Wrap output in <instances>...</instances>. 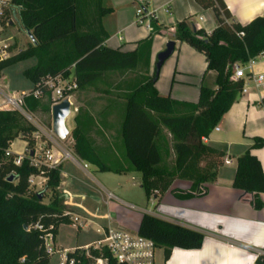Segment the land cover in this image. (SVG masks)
Returning a JSON list of instances; mask_svg holds the SVG:
<instances>
[{"label":"trees","instance_id":"16d2710c","mask_svg":"<svg viewBox=\"0 0 264 264\" xmlns=\"http://www.w3.org/2000/svg\"><path fill=\"white\" fill-rule=\"evenodd\" d=\"M13 2L20 8L19 27L29 35L31 43L2 63L0 70L34 58L35 65L22 72V76L32 84L47 75L64 78L71 75L76 84L75 91H95L96 84L104 75H120L140 67L143 75L139 81L130 85L124 83L127 88L121 95L124 111L120 137L125 159L130 171L138 174V186L144 197L160 196L174 180H180L191 184L188 193L178 196L187 199L200 186L213 181V171L219 166L222 154L204 145L202 139L208 137L239 96L242 84L230 81L231 73L227 66L264 55V14L245 25L231 23L228 26L223 21L228 20V14L219 0H194L201 9L213 13L216 27L205 35L202 30H195L181 21L175 25L173 38L203 57L205 71L213 73L214 80L211 88L201 84L196 103L190 104L159 96L154 89L157 80L154 67L150 75L146 72L149 40L152 35L158 34L153 21L150 22L147 37L139 41L134 50L122 52L119 48L105 46L107 35L101 27V19L110 10L102 8L100 0ZM237 33H242V37L238 38ZM261 102L264 105V98ZM49 105L48 97L44 104L33 99L26 100L30 112L39 108L40 112L48 113ZM32 131V127L20 123L16 114L0 113V159L9 143L17 136L23 138ZM166 134L170 138V145ZM70 136L73 153L80 161L100 173H124V170L105 166L76 125ZM251 142L249 150L235 161L231 186L250 196L253 200L251 206L257 210L261 208L258 195L264 194V176L259 163L249 151L262 146L264 140L253 137ZM31 144L29 141L28 145ZM171 153L173 158L169 167ZM1 167L0 264H49L42 246L43 233L34 226L37 224L42 230L51 227L50 233L54 238L59 225L69 224L68 218L62 216L57 192L61 168L45 172L43 189L32 193L27 188L26 180L36 172L28 168L26 161L18 168L9 164H2ZM11 171L14 180L7 182L5 176ZM47 190L51 196L49 202L43 204ZM136 235L161 248L164 260L172 249L197 250L203 241L199 233L146 214L138 222ZM90 255L98 256L94 252ZM89 263L87 259L80 258L79 264ZM107 264L114 262L109 260ZM253 264H264V258H256Z\"/></svg>","mask_w":264,"mask_h":264},{"label":"crops","instance_id":"0c3cea01","mask_svg":"<svg viewBox=\"0 0 264 264\" xmlns=\"http://www.w3.org/2000/svg\"><path fill=\"white\" fill-rule=\"evenodd\" d=\"M219 2L224 6L229 22L233 24L245 25L264 14V0ZM100 5L110 10L101 19V27L107 35L105 46L110 49L119 48L122 52L134 50L136 44L145 37L142 32L133 28L134 11L138 5L152 14L158 33L162 32L160 28H165V25L174 33L175 25L181 21H185L195 30H202L205 35H209L216 27L213 13L201 9L194 0H100ZM144 32L148 34L147 31ZM167 40L164 37L162 44ZM158 48L161 50V46ZM189 49L184 50L189 57V65L182 68L184 78L180 79L182 81L179 84H189L192 77L197 81L194 85V99L183 102L195 104L199 87L204 84L211 88L214 74L206 72L203 57L190 47ZM151 55L152 49L148 53V75L155 64ZM253 72L262 74L264 82V55L257 57ZM126 86L124 82L112 85L120 95L125 93ZM88 90H78L70 95L69 102L73 109L70 113V132L76 125L99 160L109 168L124 170V173H100L91 165L80 161L73 153V142L68 132L62 147L70 154L71 160L64 161L60 166L62 177L57 190L59 197L61 190L67 196L61 202V211L79 218L86 226L90 223L87 221L89 218L94 219L97 216L99 223L94 226V233L99 237L96 230L107 227L136 235L138 222L143 214L202 235L203 241L199 249H172L166 260L163 259L161 249L154 264H253L258 252L264 249V194L258 195L261 208L255 210L249 203L248 196L234 189L231 184L235 161L249 150L252 145L251 138L264 140V105L261 102L264 98V87L256 90L251 84H247L246 93L238 96L221 117L214 128L217 130L213 129L202 141L204 145L220 152L222 157L219 159V166L213 171V181L204 184L205 193L187 199L178 196L188 193L191 184L180 180H174L160 196L156 194L147 199L144 197L138 186L139 176L130 171L129 163L125 159L120 137L124 101L97 98L91 96ZM159 96L168 97L161 94ZM167 139L170 145L168 135ZM249 152L259 163L264 176V144ZM172 158L171 153L169 167L172 165ZM224 161L229 164L225 165ZM106 194H111L113 199L106 202ZM127 205L134 209L127 208ZM147 205L150 210L146 208ZM99 207L104 208L105 215L99 216ZM116 212H122L123 218L119 219ZM69 225L72 226L70 223ZM60 226L63 225L58 226L53 238L55 250L70 252L98 240L79 245L75 243L72 248L65 247L62 242L56 241ZM73 228L78 230V237L80 229Z\"/></svg>","mask_w":264,"mask_h":264},{"label":"built area","instance_id":"2783aa9c","mask_svg":"<svg viewBox=\"0 0 264 264\" xmlns=\"http://www.w3.org/2000/svg\"><path fill=\"white\" fill-rule=\"evenodd\" d=\"M19 11L20 8L14 4L13 0H0V65L19 53L12 35V29L15 26L19 27ZM151 21H153L152 14L145 12L142 7L135 9L133 22L135 26L142 27L149 32ZM223 21L228 26L231 24L229 20ZM236 36L240 38L242 33H237ZM259 56L261 55L248 59L246 62L237 61L227 66L231 73L230 81L242 84L239 96L246 93L247 84H251L256 90L264 87L263 75L253 72ZM2 71L0 70V74ZM75 90L76 84L71 75L66 78L60 75L44 76L33 84V89L30 92L10 93L0 86V113H14L25 126L33 128V131L23 138L19 135L22 146L18 151H11L12 142L2 151L0 170L2 164H9L14 168H18L23 161H26L28 168L36 172V174L27 177L26 184L29 191L35 188L42 190L46 183L44 173L59 168L64 161L71 160V156L62 147L64 141H58L52 135L51 126L47 134L45 128L33 118V112L28 110L26 100L33 99L41 103L45 102L48 97L50 100L49 112L53 106L66 100L71 113L73 109L69 99ZM216 130L214 129V131ZM29 141L32 142L30 146L28 145ZM224 164L227 165L229 162L224 161ZM13 175L11 171L5 176V179ZM60 177H62L61 172ZM57 190H59V186ZM60 193H62L60 197L61 202H63L67 196L62 190ZM204 193L205 188L202 185L192 195L202 196ZM105 196L106 202L113 199L111 194ZM248 198L249 203L252 204V198L250 196ZM127 208L134 209L131 205H127ZM62 216H66L69 223L77 229L86 227L84 221L69 213L62 212ZM34 228L43 233L41 237L42 246L49 260L54 254L59 255L56 264H79L81 257L87 259L90 262L89 264H107L109 260L113 261L114 264H154V250L156 247L153 242L122 230L109 227L98 229L96 233L101 237L99 240L91 245L67 252L54 249L53 237L50 233L51 227L42 230L41 226L36 224ZM91 252L96 253L98 256L92 257ZM67 254H70V256L68 257ZM258 257L264 258V250L258 252Z\"/></svg>","mask_w":264,"mask_h":264},{"label":"rangeland","instance_id":"374dc122","mask_svg":"<svg viewBox=\"0 0 264 264\" xmlns=\"http://www.w3.org/2000/svg\"><path fill=\"white\" fill-rule=\"evenodd\" d=\"M138 6L136 8H138ZM133 28L138 29L139 32H142L144 34L143 37L144 36L145 37L143 39L147 37V34L144 32L142 27L133 26ZM160 29L162 30V32L152 35L150 37L148 44V53H150L152 49L151 56L152 59L155 60L156 56L164 50L166 44L169 42L173 43V52L162 63L161 67L159 68V71L157 73V80L154 84V89L158 95L160 94L162 96L168 95V97L173 102L183 103L187 101L188 102L192 101L195 97L194 85L195 82L197 83V81L192 77L188 82L189 84L187 85L179 84L180 83L179 81H182L180 79L184 78V75L181 73L182 68H185L189 65V60H188L189 57L184 50H190V49L185 44L174 40L173 38L174 33L170 32V28H167V25H165V28L161 27ZM12 35L16 43V49L19 50V52L24 50L31 43L26 32H24L20 27L15 26L12 29ZM164 37L167 38L168 40L165 42V44H162ZM157 45L158 47L161 46L160 48L161 50H159L158 47L156 48ZM34 65H35V59L31 58L26 61H22L15 65H12L8 68H5L0 74V86L10 93L30 92L33 89V84L22 76V72L26 69L33 67ZM142 75H143V71L140 67H138L136 70L132 72H126L120 75L107 74L104 75L96 84L95 91H91L89 89L88 92L91 93V96L97 98H102L105 100L106 99L119 100L122 98L121 95L118 92H116L113 88H111V86L117 82H124L129 85L131 83H136L139 81L140 76ZM44 103L45 102H41V104ZM39 110L40 109L38 108L35 112H33L32 114L33 118L45 128V132L48 134V131L51 126L50 112L42 113ZM70 120H71V114L65 121V127L67 128L68 132H70L71 129ZM20 123L25 126V124H23L21 120ZM21 146H22V140H20L18 136L12 142L11 151H18L21 148ZM39 191L40 190L35 188L30 192L36 193ZM50 196H51L50 191L48 190L45 191L42 203L47 204L49 202ZM58 198L61 200V197H59V195ZM130 202L131 204L136 206V204L133 201ZM146 208L150 210L149 205H147ZM116 213L119 219L123 218L122 212H116ZM98 214L99 216L103 214L105 215V211L103 207L98 208ZM87 221L90 223L86 226V228L80 229L78 237L76 234L78 230H75L69 224H68L69 226L68 225L60 226L58 229V236L56 238V241L62 242V245H64L65 247L72 248L74 247L75 243L76 245H79L90 241H95L97 239L99 240L100 237L94 233V226L99 223L98 217L96 216V218L94 219L89 218ZM160 254H161V248H156L154 250V259H157L160 256ZM58 257H59L58 254H54L50 258L49 264H56Z\"/></svg>","mask_w":264,"mask_h":264},{"label":"water","instance_id":"95a60500","mask_svg":"<svg viewBox=\"0 0 264 264\" xmlns=\"http://www.w3.org/2000/svg\"><path fill=\"white\" fill-rule=\"evenodd\" d=\"M27 34V33H26ZM30 42L31 39L27 34ZM173 43L166 44L164 50L156 56L154 70L155 73L159 71L162 63L172 54ZM70 115L69 104L66 100H63L59 104L53 106L50 110L51 117V133L58 141H64L68 136V130L65 127V121ZM14 178L9 176L6 181L12 182Z\"/></svg>","mask_w":264,"mask_h":264}]
</instances>
